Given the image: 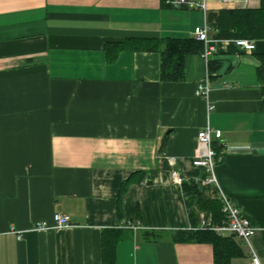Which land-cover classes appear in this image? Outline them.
Wrapping results in <instances>:
<instances>
[{
	"label": "crops",
	"instance_id": "crops-1",
	"mask_svg": "<svg viewBox=\"0 0 264 264\" xmlns=\"http://www.w3.org/2000/svg\"><path fill=\"white\" fill-rule=\"evenodd\" d=\"M165 3L0 0V264H103L111 232L115 264H215L209 243L174 240L192 227L175 173L200 184L192 161L208 126L222 132L219 185L257 230L251 246L264 264V40L247 52L210 32L219 67L208 99L197 95L200 54L186 56L184 80L172 83L161 81L159 53L113 50L109 61L107 43L193 38L204 26L203 12ZM55 214L71 225L34 229ZM241 247L232 264H249Z\"/></svg>",
	"mask_w": 264,
	"mask_h": 264
},
{
	"label": "trees",
	"instance_id": "trees-1",
	"mask_svg": "<svg viewBox=\"0 0 264 264\" xmlns=\"http://www.w3.org/2000/svg\"><path fill=\"white\" fill-rule=\"evenodd\" d=\"M208 22L212 29V38L215 40L248 39L253 41L264 40V0H260L259 8H225L208 14ZM124 50L139 52H156L161 56L160 78L162 82H182L185 78V58L191 54L202 55L205 50L203 42L195 38H131L123 43H107L105 52L111 59V52ZM219 65L209 61V71L214 73ZM259 79L263 85L264 111V55L261 56ZM135 183L134 175L125 181L121 187L118 198L119 209L121 202L129 187ZM212 191L213 196L207 195ZM179 194L186 204L193 229L178 232L174 235L176 241L206 242L213 247L215 264H232L235 258L244 256L241 243L233 237H221L215 232L200 228L203 219L212 218L213 223H220L224 215L222 205L216 196V190L202 187L201 184L191 182L183 183ZM201 213L204 218L201 219ZM111 232L103 240V264H115L118 235Z\"/></svg>",
	"mask_w": 264,
	"mask_h": 264
},
{
	"label": "built area",
	"instance_id": "built-area-1",
	"mask_svg": "<svg viewBox=\"0 0 264 264\" xmlns=\"http://www.w3.org/2000/svg\"><path fill=\"white\" fill-rule=\"evenodd\" d=\"M224 7H232L236 4L237 0H217ZM167 6L174 9H187V10H199L203 12L205 17V23L203 27L195 28L193 32V38L197 41L203 42L205 50L202 54L206 64V74L197 84V95L208 99L211 90V73L209 71L210 57L214 51L211 47L210 32L212 31L209 22L208 14L210 8L208 6L209 0H166ZM239 8V7H233ZM238 46L246 50L247 52H255L256 42L248 39L236 40ZM222 138V132L219 130H213L211 127H206L201 130L197 136V142L200 147L198 155L193 159L192 164L194 167L204 170V177L200 184L202 187L211 188L216 190V196L220 200L222 205V213L224 215L223 220L220 223H213L212 218L203 219L200 223V228H207L221 237H233L240 241L243 245L250 248V261L249 264H261L260 260L251 246V239L256 234L257 230L252 226L251 222L245 218L234 202L222 191L216 168L217 165L223 160V152H218L215 147V140L220 141ZM177 184L181 187L182 181L178 174L175 173ZM71 225L69 217L62 214H55L53 216V224L50 225L47 222L36 224L35 230L47 231L56 230ZM131 227L137 231L142 229L139 224H132ZM193 228L191 227L190 230Z\"/></svg>",
	"mask_w": 264,
	"mask_h": 264
},
{
	"label": "rangeland",
	"instance_id": "rangeland-1",
	"mask_svg": "<svg viewBox=\"0 0 264 264\" xmlns=\"http://www.w3.org/2000/svg\"><path fill=\"white\" fill-rule=\"evenodd\" d=\"M207 195H208V196H210V197H212V196H213V193H212V191H210V192H207ZM200 216H201V219H203V218L205 217V216H204V214H202V213H201V215H200Z\"/></svg>",
	"mask_w": 264,
	"mask_h": 264
}]
</instances>
